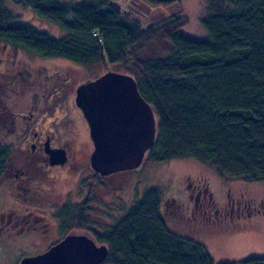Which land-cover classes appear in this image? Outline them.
I'll use <instances>...</instances> for the list:
<instances>
[{
    "label": "trees",
    "instance_id": "obj_1",
    "mask_svg": "<svg viewBox=\"0 0 264 264\" xmlns=\"http://www.w3.org/2000/svg\"><path fill=\"white\" fill-rule=\"evenodd\" d=\"M16 1L66 35L15 21L0 0V44L135 78L157 120L144 163L192 158L229 179L264 181V0H207L203 39L179 31L188 23L180 12L144 28L117 0ZM142 1L169 7L178 0ZM157 39L169 43L166 54L148 55ZM4 159L0 152V166ZM89 236L109 249L101 264H264L255 255L216 262L203 243L169 227L156 188L107 230Z\"/></svg>",
    "mask_w": 264,
    "mask_h": 264
},
{
    "label": "flooded vegetation",
    "instance_id": "obj_2",
    "mask_svg": "<svg viewBox=\"0 0 264 264\" xmlns=\"http://www.w3.org/2000/svg\"><path fill=\"white\" fill-rule=\"evenodd\" d=\"M22 61L16 54L8 59L0 53V132L4 133L0 152L5 154L0 168L7 177L6 186H2L6 191L0 194V238H30L37 242L22 249L40 254L67 235L93 234V217L98 215L94 207L102 210L103 219L116 216V207L96 200L93 194L94 180L107 179L116 173L103 176L91 166L94 142L88 121L76 103L80 83L74 85V94L70 97L67 94L74 72L68 69L45 72L40 65L27 60L23 61L27 66H22ZM78 118L86 125L84 133ZM81 139H85L89 149L88 179L82 180L84 188L72 189L69 182L62 188L69 168L76 163L66 145ZM62 149L66 160L59 163L53 160L51 152L56 154ZM181 175L186 185L182 184L180 197L172 196L175 205L171 215L180 220L179 227L187 226L189 231L197 232L199 237L192 238L206 248L210 245L220 251L223 242L244 234L264 214V197L258 199L245 187H233V181L219 173H215V178L202 171ZM219 192L223 193L222 198ZM77 205L85 212L84 216L75 217ZM78 220H83L85 227H79ZM187 229L185 232L190 236L192 232ZM54 231L59 237L64 235L63 238L52 240Z\"/></svg>",
    "mask_w": 264,
    "mask_h": 264
},
{
    "label": "rangeland",
    "instance_id": "obj_3",
    "mask_svg": "<svg viewBox=\"0 0 264 264\" xmlns=\"http://www.w3.org/2000/svg\"><path fill=\"white\" fill-rule=\"evenodd\" d=\"M59 1L78 2L79 0ZM115 5L123 13L137 21L144 28L155 26L159 22L169 18L172 14L180 12L181 16H185L188 19V23L182 26L179 31L197 39H203L206 37L202 18L207 14V0H178L169 7H153L142 0H117ZM4 6L16 16L15 21L17 22L32 25L36 29L45 31L56 38H61L66 35V31L62 27L41 18L35 10L18 3L16 0H4ZM167 48H169L168 42L163 39H157L149 47L148 55H164L166 54L165 50ZM0 53L6 54L8 59L13 58L16 54L19 59L23 61L27 60L30 64L40 65L45 72L47 70L52 72L54 69H68L73 71L75 78L71 86L68 88V97L74 94V85L78 83L82 84L88 80H94L108 71L122 73V71L120 72L113 68L105 69L100 67L88 69L82 65L62 58H43L6 44H0ZM23 61L20 64L22 66H27ZM78 119L81 133H84V131L87 130L86 125L81 118ZM3 135L4 133L0 132V139ZM3 141H6L5 138ZM87 145L85 139H81L79 142L70 141L67 143L66 146L71 151V155H74L76 163L72 168H69V175H66L67 179L63 180L62 188H64L66 182H69L72 189L84 188L82 180L87 181L89 176L88 162L86 158L87 151L89 150ZM200 171L207 172V174L214 178L216 177L215 173H217L215 169L207 164L189 158L158 163L147 162L143 163L135 170L116 173L107 179H98V181L94 180L93 194L95 199L109 205L111 208H117L114 213L116 216H113L110 220H106L100 216L102 210L98 207H94L95 215L98 214L93 217L94 232L107 230L116 221L122 218L131 208H133L142 198L144 193L151 188H156L160 192L162 214L169 224V227L176 232L187 235L185 232L187 226H185L186 229L179 227V225H181L180 220L174 219L171 215L175 205L171 200L173 195L180 197L183 193L182 184H184L185 187L186 181H182L181 177L183 175L181 174L183 172L190 174ZM231 181H233L231 183L233 187H245L255 198L260 199L264 197V181L247 182L235 178L231 179ZM6 182L7 177L3 174L0 177V194L3 192L5 193L6 190H4V187L2 186H6ZM63 190L62 193L64 192ZM218 196L222 198L223 193L219 192ZM77 198H79V196L75 197L76 200ZM79 207L80 205L76 206L78 214H76L75 217L84 216L83 213L85 212H82ZM73 225L74 224H71V226ZM187 230L189 231V229ZM189 232H192L190 234L191 237H199L197 232ZM54 234L55 236L51 238L52 240L59 237L55 231ZM63 236L58 239L63 238ZM0 239V264H19L22 258L36 254H32L27 252V250L22 249V246L24 245H28L31 242H37L30 238L10 237L6 240L2 238ZM222 244L223 248L220 251L213 249L210 245L207 247L216 262L227 260L234 261L251 255L264 257V214L261 213L260 217L246 228L244 234L242 233L230 240H226L225 243L223 242Z\"/></svg>",
    "mask_w": 264,
    "mask_h": 264
},
{
    "label": "water",
    "instance_id": "obj_4",
    "mask_svg": "<svg viewBox=\"0 0 264 264\" xmlns=\"http://www.w3.org/2000/svg\"><path fill=\"white\" fill-rule=\"evenodd\" d=\"M76 103L84 113L94 142L91 166L106 176L139 168L153 147L157 120L135 78L108 71L77 88ZM52 153L56 162L65 151ZM109 249L85 234H70L44 253L26 256L19 264H101Z\"/></svg>",
    "mask_w": 264,
    "mask_h": 264
}]
</instances>
